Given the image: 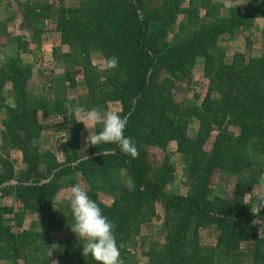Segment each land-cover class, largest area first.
I'll list each match as a JSON object with an SVG mask.
<instances>
[{"label": "trees", "instance_id": "1", "mask_svg": "<svg viewBox=\"0 0 264 264\" xmlns=\"http://www.w3.org/2000/svg\"><path fill=\"white\" fill-rule=\"evenodd\" d=\"M183 1L162 0L156 13L147 9V0H84L76 6H67L64 0H57V6L36 1L25 8L35 35L42 32L44 22L55 19L61 45L78 48L77 54L83 56L86 93L77 104L105 111L109 103L118 102L120 115L128 120L124 135L132 138L139 156L133 159L124 155L116 145L88 147L86 154L78 153V130L67 120L72 100L62 86L54 98L37 96L30 100L31 68L19 64L20 53L16 52L0 70V87L5 82L10 84L13 101V105H4L2 142L19 149L27 171L35 173L41 157L37 156L34 142L44 128L38 122L37 114L41 112L42 118L56 115L66 120L69 151L63 162H57L50 154L43 157L45 174L18 182L15 198L26 206L33 204L32 209L40 216L46 232L60 230L64 220L55 212L52 200L62 187L58 183L62 176L78 172L92 185L97 178L105 179L111 171L125 168L132 185L118 184L111 206L103 205L93 191H87L114 224L124 264H136L128 254V243L154 215L156 199L164 201V210L168 212L165 221L168 237L163 249L151 256V263L264 264V238L252 239L247 233L248 222L256 216L250 208L259 198L244 201L245 195L264 178V54L256 57L236 54L227 62L224 55L214 51L220 36L237 29H251L254 20L264 19V8L253 4L245 11L230 8L226 17L208 22H201L195 11L188 10L185 23H180L178 32L166 40L169 28L183 13ZM15 41L16 50L25 49V41L19 38ZM92 51L100 53L104 60L117 57L118 67L111 71L96 69L89 60ZM197 59L203 61L207 93L197 107L183 109L174 100L172 91L176 83H190ZM67 80L73 88L75 83L70 74ZM186 113L198 121L195 136L185 132ZM230 126L236 131H229ZM101 127L98 125L95 131L99 132ZM214 131L216 136L207 151L205 144ZM172 141L177 145L190 183V192L185 195L163 192L172 171L167 160L153 166L147 159L148 146L165 150ZM101 150H108L109 154L98 155ZM2 166L0 187L13 178L9 163L4 161ZM219 171L237 177L230 198L212 196L211 181ZM47 177L49 181L43 182ZM195 217L202 226H215L218 235L214 248L202 247L195 240L192 229ZM46 232L10 234L12 245L7 249L13 254V264H19L20 259L25 261L26 257H31L34 264L39 263L45 242L42 236L47 238ZM250 239L254 241L253 252H249L248 261L242 260L239 246ZM18 246L28 253L23 255ZM74 251V243L68 242L63 250V264H97L90 256L84 257L82 251ZM0 254V260L8 258L2 247Z\"/></svg>", "mask_w": 264, "mask_h": 264}, {"label": "rangeland", "instance_id": "2", "mask_svg": "<svg viewBox=\"0 0 264 264\" xmlns=\"http://www.w3.org/2000/svg\"><path fill=\"white\" fill-rule=\"evenodd\" d=\"M36 1L46 2V4L50 5L54 4V6L58 4L57 0H0V39L4 37L3 33L6 32V24L12 25V23H18V21H20L26 29V32L28 31L26 25L29 23L24 10L32 6L31 4ZM82 1L84 0H64L67 6H76ZM161 4L162 0H147V9L151 12L154 11V13L159 12ZM249 4L264 8V0H184L181 4L183 13L178 15L175 25L169 28L166 40H171L173 35L178 32V25L180 23H185L188 17V10L195 11L201 22H208L211 20L213 21V19L216 20L226 17L230 8H239L241 11H245ZM54 20L51 19L44 22V27L41 28L42 32L46 34L53 28L55 29ZM200 21H197V24H199ZM30 30H32V27ZM24 36L22 40L20 39L21 41L27 38L29 39V43L25 46V49L21 51H10V56L9 53L4 55L0 61V70L7 60L15 56L16 52H18L20 53L19 64L31 68V77L28 81V91L31 95L30 100H33V98L37 96L54 98L55 93L59 90L58 88L62 86L66 91L67 97L72 100L73 107L76 106L79 97L86 93L81 64V58L83 56L77 54L78 48L61 45L60 41V46H58L56 51H53V60L38 61L35 54L40 52L39 48L41 45L37 40L41 39V35H39L36 40L33 39L35 37L32 30V32L25 33ZM7 40L10 42L9 44L12 43L11 45L14 46L16 36H10ZM6 51L7 50L3 53L5 54ZM214 51L217 52L219 56L224 55L225 61L227 62L231 61V58L236 54H244L245 57H256L264 54V19L259 18L254 20L251 29H237L232 34L220 36ZM30 58H34L35 60H31ZM29 60H31L33 64L29 62ZM89 60L96 69H102L104 59L100 53L97 51L90 52ZM69 74L74 79L75 85L73 88H71L67 80ZM207 89L208 80L203 73V61L202 59H197L191 70L190 83H176L172 93L174 100L179 103L183 109L191 110V108H195L201 103L207 93ZM4 105H13L10 95V84L8 82H5L0 87V119L2 120L5 118ZM105 111H113L120 114V104L118 102L109 103ZM187 114L190 113L184 114V116H186L184 118L186 124L184 128L185 132H187L189 136H195L194 134L198 130V121L195 117H189ZM37 115L38 122L44 128L40 136L34 142L37 148V156L41 157L38 160L35 173H29L27 171V166L23 163L22 153L19 149L9 145L7 146L2 142L3 126L0 127V172L3 171L2 165L4 161H7L13 169V178L0 187V234L3 232L2 235H0V247L3 248L8 256L7 259H1L0 264H13V259L11 258L13 254L7 249L12 245L9 241L10 234L13 233L17 235L24 231L28 233L41 232L42 234L46 232V229L42 226L40 216L32 209V207H34L32 206L33 204L29 203V205L26 206L16 200L15 187L17 183L24 181L26 178L29 179L44 175V167L41 164H43V157L46 155L50 154L57 162H63L66 151H69V147L67 148L69 128L66 124V120L62 117L63 120H53L52 118L58 117L54 115L52 118H49L48 122H44L45 120L42 118L41 112H38ZM67 117V120H71L72 127L78 130L77 140L80 151H78V153H83L86 147L85 140L88 135L85 126L76 121L77 117L74 116L71 109ZM228 130L232 132L236 131V129L231 126ZM215 136L216 132L214 131L205 144V149L207 151L210 149ZM146 149L147 159L153 166H160L165 160H167L166 163L171 166L172 171L166 180L163 192L169 195H185L189 193L190 183L187 177V171L182 162L181 155L177 152L176 143L174 141L170 142L165 150L151 146H148ZM49 179L50 178L45 181H49ZM58 183H60L62 187L55 194L52 203L55 212L57 215L62 216L64 221L60 230L46 232L48 233L47 238L45 235L42 236L43 241H45L44 248L40 256L41 260L37 264H63V250L66 248L68 242L74 243V252L80 253L82 251L79 244H82L83 241L77 240L76 234L71 231V227L74 224L69 205L71 187L79 183L86 192L93 191L97 195L98 201L109 207L113 203L116 195V190H114V188L118 184H124L127 187H131L132 185L127 169L125 168H120L118 171H111L109 176L105 179L97 178L92 182V185H89L82 177V174L78 172L62 176L58 180ZM236 183L237 177H235V175H228L220 171L215 173L211 181L212 196H219L223 199L230 198L234 193ZM247 194L248 195L244 197L246 203L252 202L256 198L261 199L264 194V178H260L251 193ZM164 205V201L160 199H156L153 202L154 215L140 226L139 235L132 237L128 243V254L135 260L136 264H153L151 263L153 261L151 256L153 253L163 249L166 244L168 227H165V221L168 217V212L164 210ZM202 225L203 223L198 217L193 219L192 229L196 233L195 240L200 242L202 247L214 248L218 231L215 226ZM247 233L251 235L252 239H254L253 237L264 238V211H262L259 216H255L252 221L248 222ZM252 239L241 243L239 246V253L243 254L241 255L242 260L249 259V252H253L251 248L254 246V241ZM17 248L20 247L18 246ZM20 251L23 255L28 253L26 249L20 248ZM218 257L222 258L220 255H218ZM18 263L34 264L32 263L31 257H26L25 261L20 259Z\"/></svg>", "mask_w": 264, "mask_h": 264}, {"label": "clouds", "instance_id": "3", "mask_svg": "<svg viewBox=\"0 0 264 264\" xmlns=\"http://www.w3.org/2000/svg\"><path fill=\"white\" fill-rule=\"evenodd\" d=\"M117 57H108L103 61L101 70H115L118 67ZM77 122L85 126L88 135L85 140L86 147H97L100 145H116L119 151L133 159L138 158L139 150L131 137L124 135L127 127V117L113 111H103L99 107L86 109L77 104L68 105ZM101 125V130L96 132V126ZM98 155H108V150H101ZM87 159V156H86ZM248 195V194H246ZM70 210L74 224L71 231L76 234L77 240L83 241L79 244L84 257L90 256L97 264H124L120 258V247L114 234V224L103 215L98 204L89 198L87 192L77 183L71 187ZM250 211L259 216L264 211V199L253 202Z\"/></svg>", "mask_w": 264, "mask_h": 264}, {"label": "crops", "instance_id": "4", "mask_svg": "<svg viewBox=\"0 0 264 264\" xmlns=\"http://www.w3.org/2000/svg\"><path fill=\"white\" fill-rule=\"evenodd\" d=\"M26 26H27V30H28L27 32H26V29L24 28L23 24L20 21H18V23H12V25L6 24V32L3 33V35H4L3 39H0V61L4 55H7L10 51L13 52L16 50L15 45L12 46L11 45L12 43L9 44L10 42H8V40H7L8 37L16 36V39L19 38L22 40L25 37L24 36L25 33L32 32L33 29L30 30L31 26L29 24ZM41 33L39 34V35H41V39L37 40V42L40 43V45H41V47L39 48L40 52L38 54H35L38 58L37 60L38 61H40V60L41 61L42 60H45V61L53 60V51H56L58 46H60V41H61L60 40V34L54 28L46 34H45V32H41ZM33 35L35 37L33 39H35V40L39 37V35H35L34 32H33ZM28 40L29 39L27 38V39H24L23 41H25L28 44L29 43ZM5 50H7V51L4 54L3 52H5ZM21 55H24V54H21ZM9 56H10V53H9ZM33 56H34V54H33ZM30 59L35 60L34 58H30ZM31 60H29V62H31L33 64V62ZM48 63H50V62H48ZM52 117L53 116H48V117L44 118V120H45L44 122H46V121L48 122L49 118H52ZM52 119L53 120H63L60 116L52 118ZM2 121L3 120L0 119V127H2ZM82 154H86V150L83 151Z\"/></svg>", "mask_w": 264, "mask_h": 264}, {"label": "built area", "instance_id": "5", "mask_svg": "<svg viewBox=\"0 0 264 264\" xmlns=\"http://www.w3.org/2000/svg\"><path fill=\"white\" fill-rule=\"evenodd\" d=\"M43 182H47V181H43Z\"/></svg>", "mask_w": 264, "mask_h": 264}]
</instances>
